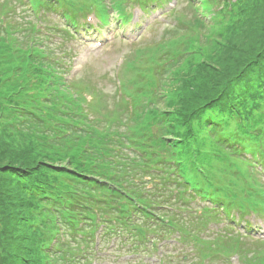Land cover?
<instances>
[{
	"label": "trees",
	"instance_id": "1",
	"mask_svg": "<svg viewBox=\"0 0 264 264\" xmlns=\"http://www.w3.org/2000/svg\"><path fill=\"white\" fill-rule=\"evenodd\" d=\"M15 1H0V264H88L109 237L106 250L118 241L133 250L119 258L139 254L147 235L151 244L159 232L186 240L182 211L196 200L208 220L264 217V187H253L257 176L264 185V0L195 5L204 42L162 41L145 53V69L137 51L127 69L138 65L149 81L128 96L136 84L117 79L116 111L99 118L87 117L94 108L84 92L93 89L84 80L70 93L65 66L21 7L29 3L38 20L59 14L69 37V27L108 23L104 0ZM162 2L111 0L110 8L120 28L133 9ZM91 14L95 26L85 21ZM247 234L205 259L229 264L228 250L243 255Z\"/></svg>",
	"mask_w": 264,
	"mask_h": 264
},
{
	"label": "rangeland",
	"instance_id": "2",
	"mask_svg": "<svg viewBox=\"0 0 264 264\" xmlns=\"http://www.w3.org/2000/svg\"><path fill=\"white\" fill-rule=\"evenodd\" d=\"M10 1L12 7L18 6L15 0ZM110 1L104 0L109 12L107 24L98 25V30L89 32L88 28L77 29L74 32L69 27L66 30L71 35L69 37L64 32L65 23L59 14L45 12L38 20L36 14L39 12L33 11L29 3L25 2L21 7V10L30 16L37 30H40L41 37L45 38L44 44L47 49L51 50L61 65L65 66L64 80H66V88L70 93L73 94V90L79 85L85 87L86 85H82L84 80L93 89L84 92L85 99L92 103L94 108L87 114L88 118L110 117L116 111L119 99L116 94L117 79H120L123 84L128 78L136 84L134 90H132V85L127 92L123 91L128 96L129 93L134 92L138 87L141 88L149 81L147 75L140 74L138 77L134 69L138 67L136 64H139L142 69L151 66L147 61L148 54L145 53H149L157 44L159 45L162 41L164 42L161 44H169L179 37L186 40L192 38L193 35L198 38V43L200 41L202 43L208 30V26H204L205 28L194 26L197 16H195L196 12L193 7L206 2V0H163L161 5L150 7L151 9L149 8L143 14L138 9L132 10L134 20L129 21V25L126 24L120 28L116 25L117 20L114 11L110 8ZM206 3L209 6L211 4L210 1ZM130 7L132 6H127L126 9L129 10ZM16 12L20 11L17 9ZM40 12L42 13V11ZM95 18L96 15L94 17L91 14L86 18V22L95 26L97 25ZM202 19L209 23L208 17H202ZM82 22H84L83 19ZM176 25L180 31H169ZM137 51L144 52L145 55L143 56L145 57H138L139 62L134 65L131 63L133 66L127 69L128 60L138 61ZM131 74L134 76L133 78ZM254 180L257 181V185L253 183V187L257 189L260 186L264 187L258 176L254 177ZM255 188L253 189L255 190ZM203 205L206 206V204ZM203 205L196 200L190 202L188 207L182 211L181 223L183 225L180 228L188 232L186 240L176 242L174 240L178 237L177 233L170 232L162 235L159 232V235L155 237L154 244H151L149 241L152 239V235H147L145 244L140 245L136 250L139 255L122 260L118 256L133 250L123 248V244L119 241L111 250H106L109 245L108 242L116 241L113 237H109V241L100 242L103 250L97 259L89 254L88 264H224L223 258L209 259L210 257H208L205 259V256L213 253L211 250H215V245H227L239 233L247 234L244 221L251 224V231L247 234L248 236L241 239L240 248L244 254L242 255L237 249H231L226 254L228 257L226 260L230 262L229 264H264V240H262L264 239V217L260 218L255 214H248L239 223L230 222L221 215L208 220V217H203ZM186 209L189 210L185 211ZM163 238H168L169 242H162ZM235 246H237L236 243ZM253 253L258 255L256 259L260 262L252 263L255 262L251 256ZM236 256H239L240 262ZM250 261L252 262L250 263Z\"/></svg>",
	"mask_w": 264,
	"mask_h": 264
}]
</instances>
